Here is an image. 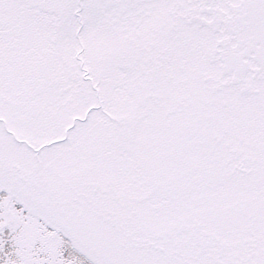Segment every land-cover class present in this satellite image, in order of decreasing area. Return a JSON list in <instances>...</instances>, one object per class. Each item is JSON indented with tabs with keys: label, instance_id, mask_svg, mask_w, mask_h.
<instances>
[{
	"label": "snow or ice",
	"instance_id": "obj_1",
	"mask_svg": "<svg viewBox=\"0 0 264 264\" xmlns=\"http://www.w3.org/2000/svg\"><path fill=\"white\" fill-rule=\"evenodd\" d=\"M0 264H264V0H0Z\"/></svg>",
	"mask_w": 264,
	"mask_h": 264
}]
</instances>
